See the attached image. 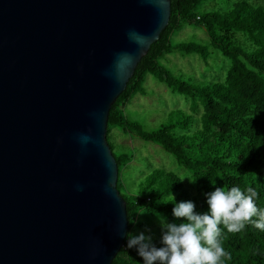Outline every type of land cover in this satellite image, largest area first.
I'll return each mask as SVG.
<instances>
[{
	"label": "water",
	"instance_id": "obj_1",
	"mask_svg": "<svg viewBox=\"0 0 264 264\" xmlns=\"http://www.w3.org/2000/svg\"><path fill=\"white\" fill-rule=\"evenodd\" d=\"M171 0H0V264H112L128 234L112 106Z\"/></svg>",
	"mask_w": 264,
	"mask_h": 264
},
{
	"label": "trees",
	"instance_id": "obj_2",
	"mask_svg": "<svg viewBox=\"0 0 264 264\" xmlns=\"http://www.w3.org/2000/svg\"><path fill=\"white\" fill-rule=\"evenodd\" d=\"M209 0H171V17L160 39L139 63L126 90L111 108L107 142L118 165L117 189L127 206L128 236L146 229L157 230L153 242L161 240L159 217L181 223L172 210L181 201H193L196 211H209L207 193L217 187L230 190L239 187L247 194L253 188L257 207L264 210V6L254 0H220L218 9L199 13ZM187 25L202 27L209 44L174 46L172 37ZM198 55L207 64L214 54L230 62L225 79L203 82L192 77L173 75L161 59L174 53ZM151 75L183 96L191 104L188 112L175 110L158 130L146 131L130 121L126 107L140 94ZM162 148L191 175L195 192L185 189L182 179L166 169L142 174L134 182L137 190L126 184L124 172L134 160L133 153H116L112 131ZM124 147V146H123ZM126 147V146H125ZM174 195L175 200L170 198ZM253 220H258L254 216ZM220 241L230 259L223 264H264V230L246 224L238 233H230L221 224ZM153 232V231H152ZM112 264H144L135 248H123Z\"/></svg>",
	"mask_w": 264,
	"mask_h": 264
},
{
	"label": "rangeland",
	"instance_id": "obj_3",
	"mask_svg": "<svg viewBox=\"0 0 264 264\" xmlns=\"http://www.w3.org/2000/svg\"><path fill=\"white\" fill-rule=\"evenodd\" d=\"M220 2V0H209L198 9V12H213L218 9ZM254 2L264 6V0H254ZM171 41L176 46L190 43L208 45L210 40L202 27L187 25L181 31L176 32ZM160 62L173 75L184 74L186 78L192 77L203 82L224 80L230 65V62L220 53L214 54L207 64L198 55H183L180 52H174L162 58ZM144 90V94L136 96L126 107L125 114L130 121L141 124L148 132L156 131L166 124L171 112L179 109L185 112L191 110V104L185 97L175 95L170 88L151 75L146 79ZM112 135L114 143L121 145L118 146L116 153H135L133 162L124 172L126 184L133 190H137V186L133 183L138 182L137 179H140L144 172L150 173L153 166L155 169H166L175 173L182 179L185 189L195 192L191 184L190 173L180 167L174 157L162 148L125 135L119 129H114ZM152 231L147 235L151 234L154 239L157 230Z\"/></svg>",
	"mask_w": 264,
	"mask_h": 264
},
{
	"label": "clouds",
	"instance_id": "obj_4",
	"mask_svg": "<svg viewBox=\"0 0 264 264\" xmlns=\"http://www.w3.org/2000/svg\"><path fill=\"white\" fill-rule=\"evenodd\" d=\"M209 211L201 214L196 211L193 201L175 204L173 216L181 223H169L166 217H159L161 240L157 246L151 234L144 231L127 237V247L135 248L144 264H223L230 254L221 244L223 224L230 233L242 231L246 224L264 230V210L257 207L258 193L251 187L247 194L239 187L230 190L217 187L207 193ZM174 201V195H170ZM258 216V220H253ZM150 233V229H146Z\"/></svg>",
	"mask_w": 264,
	"mask_h": 264
}]
</instances>
